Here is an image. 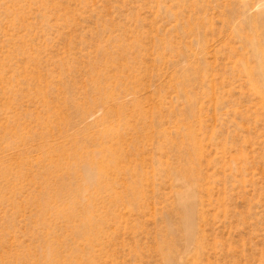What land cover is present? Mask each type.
Returning a JSON list of instances; mask_svg holds the SVG:
<instances>
[{"label": "rangeland", "instance_id": "obj_1", "mask_svg": "<svg viewBox=\"0 0 264 264\" xmlns=\"http://www.w3.org/2000/svg\"><path fill=\"white\" fill-rule=\"evenodd\" d=\"M0 264H264V0H0Z\"/></svg>", "mask_w": 264, "mask_h": 264}, {"label": "bare ground", "instance_id": "obj_2", "mask_svg": "<svg viewBox=\"0 0 264 264\" xmlns=\"http://www.w3.org/2000/svg\"><path fill=\"white\" fill-rule=\"evenodd\" d=\"M189 189V188H188ZM187 190V189H186ZM192 191V190H190ZM188 191V192H190ZM183 198V197H182ZM185 198V199H184ZM184 198L183 201H181L182 199H180V206L186 211L188 212L191 208H195L194 207V194L192 192L190 193H184ZM194 211V210H193ZM189 214V213H188ZM186 223L190 226L189 230H191V226H192V218L191 216L189 217V215L186 216L185 218ZM188 230V231H189ZM193 231V230H192ZM188 234V233H187ZM189 235V234H188Z\"/></svg>", "mask_w": 264, "mask_h": 264}]
</instances>
